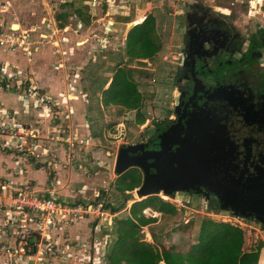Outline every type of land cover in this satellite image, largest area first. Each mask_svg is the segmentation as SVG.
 Wrapping results in <instances>:
<instances>
[{"label":"rangeland","instance_id":"obj_1","mask_svg":"<svg viewBox=\"0 0 264 264\" xmlns=\"http://www.w3.org/2000/svg\"><path fill=\"white\" fill-rule=\"evenodd\" d=\"M66 1H73L76 7L88 5L86 11L91 18L88 25L82 23L71 6L63 4ZM189 3L206 12L207 16L223 20L228 26L231 21L236 22V29L243 31L239 34L242 35L239 44L243 47L253 29L264 26V5L259 7L257 2L253 5L248 0H0V79L4 77L9 85L15 84L14 96L18 95L17 100L27 104L19 103V107H11L12 104L0 102V108L7 110L0 121V129L11 123L12 117L23 123L30 134L27 139L31 140L32 135L36 138V152L39 153L38 158L43 159L41 169L46 170L44 174L50 185L47 188L71 206L81 205V210L73 213V218L65 225L53 229L50 243L54 244V252L31 253L23 259V264H108L106 253L115 240L113 218L125 217L128 214L126 207L133 199H139L133 189L132 199L122 206L125 196L114 186L120 182L125 185L135 166L127 168L117 179L112 164L114 156L121 144L141 142L150 135L154 127L161 124L162 118L173 110L174 98L178 94L175 72L179 58L183 56L179 46L183 33V12ZM247 10L255 14L249 15ZM61 12H65L67 24L62 28L56 24V15ZM148 13L154 17L160 39L159 51L150 58L128 59L122 39L124 31L138 22L134 18ZM126 17L129 21L124 23ZM55 25L59 28L58 34L49 35V29ZM101 38L107 43L103 51H98ZM55 40L59 41L57 45ZM261 51L264 52V47ZM237 54L238 50H235L234 55ZM262 56L264 60V54ZM81 65L83 68L80 70L87 76L81 87L88 94H83L82 89H74L77 87L74 79L76 70ZM122 65L133 71L138 90L144 97L143 104L137 106L144 115L141 123L135 122L137 107L126 109L117 105L103 106L101 103V90L109 84L115 69ZM259 69L254 66L251 72L257 73ZM248 79L254 81L255 76ZM51 80L61 81L54 90L50 88ZM179 82L183 83L182 79ZM4 87L3 90L9 92ZM78 102L80 104L76 105ZM87 119L90 131L85 126ZM79 123L85 130H81ZM12 140L15 139L10 138V143ZM10 157L12 169L17 157L13 153ZM93 159L96 164L92 165ZM59 165L68 167V178L60 175ZM57 177L62 178L61 182ZM0 179L3 180L1 176ZM7 180L11 181L4 177L3 181ZM59 189L66 191L61 193ZM9 190L0 193V203H9ZM174 196L187 202L186 207L178 208L177 215L194 224V234H198L201 219L225 221L223 218L231 215L206 200L198 190L177 191ZM203 201L221 216H207ZM101 203L102 206L112 205L114 212L104 206L100 208ZM240 221L247 224L242 226L238 222L237 226L245 231L248 244L262 235L264 239V225L259 221L252 220L251 216ZM15 226L12 223L8 227H0V240L9 243L11 237L5 233L14 232ZM174 227L175 218L163 217L153 225L143 226L141 241L152 243L157 249L156 242L178 243L179 246L180 232L175 233ZM150 230L156 235L155 243ZM157 249L154 253L141 251L147 264H153L150 255L156 256ZM0 264H8L5 257L0 259Z\"/></svg>","mask_w":264,"mask_h":264},{"label":"flooded vegetation","instance_id":"obj_2","mask_svg":"<svg viewBox=\"0 0 264 264\" xmlns=\"http://www.w3.org/2000/svg\"><path fill=\"white\" fill-rule=\"evenodd\" d=\"M195 6L189 3L183 12L179 45L183 56L175 72L178 94L173 110L141 141L144 148L157 149L158 134L178 119L185 122L195 115L215 117L235 144L240 168L246 167L247 176L256 175L258 168H264V26L253 29L243 47L239 44L243 31L236 29V22L228 26ZM254 66L261 69L252 73ZM246 75L255 76V80Z\"/></svg>","mask_w":264,"mask_h":264},{"label":"trees","instance_id":"obj_3","mask_svg":"<svg viewBox=\"0 0 264 264\" xmlns=\"http://www.w3.org/2000/svg\"><path fill=\"white\" fill-rule=\"evenodd\" d=\"M63 4L71 6L82 23L89 24L91 18L89 11H86L88 5L76 7L73 1H66ZM56 20H58L56 22L58 27H64L66 24L65 12L56 15ZM128 20L127 18L124 21ZM159 47L160 39L155 29L152 14H147L141 22L128 29L124 43L128 59L150 58L159 51ZM143 99L142 93L138 90V83L134 79L133 71L123 65L115 69L109 84L101 90L103 106L117 105L131 109L138 105L140 107L143 104ZM139 107L135 109L136 123L143 122L144 118ZM133 170L134 172H130L128 176L130 180L127 179L125 185L120 182L114 186L117 191H122L125 196L122 206L125 205L126 201L132 199L131 191L141 183L142 175L139 169L133 167ZM125 171L118 174L117 179ZM145 207H149L159 215L150 216L143 213L142 209ZM104 208H109L110 212H114L112 205H105ZM177 210L176 205L156 194L138 200L133 199L125 217L113 218L115 240L110 251L106 253L108 264H147L142 252H155L154 249L157 247L152 243L141 241L144 235L142 228L150 224L153 225L163 217L175 218L176 228L174 227V232H180V245L170 242L155 243L156 235L150 230L149 234L152 241L158 246L156 256L150 255L153 264L159 262L163 264H258L260 250L264 246V241L261 238L248 244L245 231L241 227L211 218L201 219L198 234L197 232L194 234V224L189 220L184 223V216L177 215ZM262 259L263 257L261 261Z\"/></svg>","mask_w":264,"mask_h":264},{"label":"water","instance_id":"obj_4","mask_svg":"<svg viewBox=\"0 0 264 264\" xmlns=\"http://www.w3.org/2000/svg\"><path fill=\"white\" fill-rule=\"evenodd\" d=\"M158 137L157 149L144 148L141 141L121 144L116 152V175L130 166L141 170L142 181L134 189L139 199L159 191L195 189L219 209L242 219L251 216L264 225V168L245 175L246 167L240 168L236 160L235 144L218 119L197 115L185 122L178 119Z\"/></svg>","mask_w":264,"mask_h":264},{"label":"built area","instance_id":"obj_5","mask_svg":"<svg viewBox=\"0 0 264 264\" xmlns=\"http://www.w3.org/2000/svg\"><path fill=\"white\" fill-rule=\"evenodd\" d=\"M248 1L249 3L253 2V5L257 2L259 7H263L264 5V0ZM247 11L249 15L255 14L253 11ZM58 30L59 28L55 25V27L49 29V35L53 36L55 33L58 34ZM58 42L59 41L55 40L54 43L57 45ZM99 42L102 47H105L107 40L102 38ZM3 78L4 77L0 79V89L3 90V83H5L4 88L6 90L15 91V84L10 83L9 85V81ZM0 113H2L0 114V121H2V116L7 113V110L5 108H0ZM13 114H15V111H13ZM28 135H30L28 129L24 127L23 123L18 122L15 117H12L11 123H7L5 128L0 129V152L10 150L11 153L15 154L17 161H14L13 171L23 176V179L19 182L3 181L4 179H0L1 194L5 193L7 189L13 191L12 193V191L9 190L7 193V198H10L8 204L0 203V227L5 225L8 227L9 224L12 223L16 225L14 232L7 231L5 233L6 236L9 235V237H11V239L8 240L9 243H6V241L2 239L0 240V259L5 257L8 264H23V259L34 252H48V250H50L51 253H53L54 250L52 248L54 244L50 243V235H53V229H58V227L61 228L70 218H73V213L81 210L80 204L71 206L65 199H61L56 193L51 192L49 188L34 189L36 186L33 180L27 177L26 174L28 171L38 168V164L40 167H42V165L41 160L38 159L39 153L36 152L38 147L36 138L34 139V135H32V139L28 140ZM6 137L8 139H6ZM10 138L15 140H12V143H10ZM21 138H25V140H21ZM54 158L55 157H53V159ZM93 164H96L95 159L92 160V165ZM112 164L114 165V160ZM156 195L173 203L178 208L186 207L187 202L182 199L178 200L174 196V193L166 194L159 191ZM90 206L91 204H89L88 208ZM100 208H102V203L100 204ZM204 209H206L207 216L213 217L215 215H220L217 214V211L208 208L205 202L203 203V210ZM142 212L150 216L159 215L149 207L143 208ZM226 218H223V220L233 225L237 226V224H239L238 222H240L242 226L247 225L240 221V217L229 215L226 216ZM229 218H231V220ZM188 220L189 219L185 217L183 218L184 223L188 222ZM15 258H17L16 262Z\"/></svg>","mask_w":264,"mask_h":264},{"label":"crops","instance_id":"obj_6","mask_svg":"<svg viewBox=\"0 0 264 264\" xmlns=\"http://www.w3.org/2000/svg\"><path fill=\"white\" fill-rule=\"evenodd\" d=\"M148 14H151V13H148ZM147 14H140L139 16H137L136 18H134V20H136V21H138V18H141L140 19V21H138V22H141L142 20H143V18H145V16H146ZM125 20V19H124ZM129 21V20H128ZM124 23L125 22H127V21H123ZM137 22V23H138ZM132 24H134V21H132L131 22ZM67 24H65L64 26H66ZM15 27V26H14ZM58 28V27H57ZM108 28V27H107ZM130 28V27H129ZM128 28V29H129ZM128 29H126L125 31H124V36H123V42L125 43V38H126V34H127V31H128ZM77 32V31H76ZM78 33V32H77ZM102 39V38H101ZM100 40V39H99ZM106 40V39H105ZM122 42V43H123ZM99 45L100 46H98V48L96 49V50H98V51H103L104 50V47H102V45H101V43L99 42ZM97 52V51H96ZM81 68H83V65H81L79 68H78V70H76V72H77V75L74 77V79L77 81V83L75 82V86H77V87H75L74 89H76L77 91H81V89L83 90V88L81 87V86H83V83H84V79H86L85 77H87L86 76V73L85 74H83V72H82V70H80ZM82 79V80H81ZM44 82H46V81H44ZM60 80H51V82L49 83L51 86H50V88L52 89V90H54L55 88H56V86H58L59 84H60ZM47 83V82H46ZM80 83H82V84H80ZM67 86H68V88H70V85H68V83H67ZM78 88V89H77ZM10 92V91H9ZM9 92H6V91H4V90H0V102L1 103H3V104H6V105H11V107H19L20 105H19V103L21 104V105H25L26 104V101H24V103H21V101L19 102L17 99H18V95L15 97L14 96V91H11V92H13V93H9ZM82 93L83 94H88V91L86 90V89H84L83 91H82ZM78 104H80L79 102L76 104V105H78ZM27 105V104H26ZM99 105H101V103L99 102ZM32 116V115H31ZM86 124V125H85ZM85 126L87 127V130L88 131H90V125H89V123H88V119H87V121L85 122ZM79 126H83L82 125V123H79ZM81 130H85V129H83V127L81 128ZM109 152H107V154H108ZM12 153H11V151L10 150H7V152H0V176H1V178H3L4 179V177H7V178H9L11 181H13L12 179H16V180H18V181H21V175H18L16 172H14L13 171V168L12 169H10V167H11V164H12V161H10V155H11ZM58 156H59V153H58ZM39 160H43L42 158H38ZM114 159H115V156H114ZM38 168H34V169H32V170H30V171H28L27 172V176L31 179V180H33V182H34V184H35V186H36V188H38V189H45V188H47V187H49L50 185H48V182H47V180H46V178H47V176L44 174V173H46V170H42L41 169V167L39 166V164H38V166H37ZM64 167V168H63ZM58 168L59 169H61V173H60V175L61 176H63V177H66V178H68L67 176H66V174L68 173V167L67 166H58ZM51 171H50V173H49V175H51ZM48 175V176H49ZM58 175H59V172H58ZM51 177H53V176H51ZM72 177V176H71ZM57 180H59L60 182H61V179L62 178H56ZM18 181H13V182H18ZM65 189V188H64ZM64 189H59L58 190V192L60 191L61 193H65V191L66 190H64ZM129 207V206H128ZM128 207H126V210L128 211ZM261 239L262 240H264L263 239V235H262V237H261ZM263 257V259H262V261H261V258ZM98 259L100 258V255L97 257ZM258 264H264V246L261 248V250H260V255H259V259H258Z\"/></svg>","mask_w":264,"mask_h":264},{"label":"bare ground","instance_id":"obj_7","mask_svg":"<svg viewBox=\"0 0 264 264\" xmlns=\"http://www.w3.org/2000/svg\"><path fill=\"white\" fill-rule=\"evenodd\" d=\"M141 18H138V21H140Z\"/></svg>","mask_w":264,"mask_h":264},{"label":"clouds","instance_id":"obj_8","mask_svg":"<svg viewBox=\"0 0 264 264\" xmlns=\"http://www.w3.org/2000/svg\"><path fill=\"white\" fill-rule=\"evenodd\" d=\"M116 156V155H115Z\"/></svg>","mask_w":264,"mask_h":264}]
</instances>
